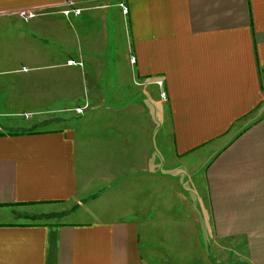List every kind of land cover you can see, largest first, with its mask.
Returning a JSON list of instances; mask_svg holds the SVG:
<instances>
[{
  "label": "crops",
  "instance_id": "obj_1",
  "mask_svg": "<svg viewBox=\"0 0 264 264\" xmlns=\"http://www.w3.org/2000/svg\"><path fill=\"white\" fill-rule=\"evenodd\" d=\"M0 264H264V0H0Z\"/></svg>",
  "mask_w": 264,
  "mask_h": 264
},
{
  "label": "rangeland",
  "instance_id": "obj_2",
  "mask_svg": "<svg viewBox=\"0 0 264 264\" xmlns=\"http://www.w3.org/2000/svg\"><path fill=\"white\" fill-rule=\"evenodd\" d=\"M66 9L73 10L70 8H66ZM84 27L89 28L90 30H93L96 27V25H95V22L92 21L90 23L85 24ZM66 36H69V35L66 33ZM69 38H70V36H69ZM43 45L48 46L47 43H44ZM44 53L47 54V61L45 60L46 62H41V63L37 64V65H39L38 67H41V68H38V69H35L34 71L33 70L31 71V74H30L31 79H48V81H50V79H63L64 86L62 87V89H60L58 85L53 87L54 90H55V88H58L56 90V92L53 91L54 92L53 95H55V93H56V96L60 95L59 91L61 90L63 100H64V104L66 103L67 108L72 106L73 103L74 104L75 103L81 104L83 102V95L82 94L79 95V93L83 92V89L85 88L84 83L86 82V79H88L90 77L88 75L82 74L81 72H87L88 69L86 67L78 68L76 66L67 67V66L62 65L63 61L67 57L65 52H61V53L57 52L56 53L53 51H46ZM55 54H56V56H55ZM43 60L44 59L41 58V61H43ZM94 70L95 69L92 67L91 72H93ZM100 70H101L102 76L105 77L109 73L110 67L102 68V69L100 68ZM155 85H156V83H155ZM147 91H149L147 93L148 100L145 99L146 98L145 95L140 96V99L142 97L144 98V99L142 98V106L144 109L145 108L150 109L151 107L158 109V112H157L158 113V120L157 121L153 120L154 123H156V124L158 123V124H157V127L153 126V128H155V129L150 128L148 126L149 129L144 130V134L150 136V134L152 132L153 140L156 143L158 142V140L161 142H163V141L168 142L170 139V132L168 131L167 126L165 124L166 123L165 100L162 99V97L158 93L157 97L159 100V105L155 104L157 102V101H155V93L151 90H147ZM73 93H76V96L79 95L77 98L75 97L78 100H75V98H73ZM53 95L48 98V104L50 106L59 102V100H58L59 97L54 98ZM71 96L73 99L72 100L68 99ZM71 115L72 114L70 111H64V112H62V114L60 116L67 117V119H71V118H73ZM41 117H43V116H41ZM73 119H74L73 122H76L77 120H79L78 118H73ZM18 120H20V118ZM93 120H94V118L92 119V121ZM149 120H151L150 116H149ZM156 124H154V125H156ZM128 136L131 137L132 135L128 134ZM167 192L168 191H167L166 186L159 185V194L160 195L158 198V203H160L161 199L164 200L168 197ZM142 198H143V202L145 201L147 206H149V207L154 206L156 204L155 203L156 199L154 197H152V199H150L146 196H143ZM147 230H149V226H147ZM175 230H177V228L172 229V231H175Z\"/></svg>",
  "mask_w": 264,
  "mask_h": 264
},
{
  "label": "built area",
  "instance_id": "obj_3",
  "mask_svg": "<svg viewBox=\"0 0 264 264\" xmlns=\"http://www.w3.org/2000/svg\"><path fill=\"white\" fill-rule=\"evenodd\" d=\"M122 8H123V10H125L124 7H122ZM70 13L73 14V15H78L79 11L75 10V9H73V10L64 9V10L61 11V14L63 16H65V17L68 16ZM17 14L23 21H28L32 17L35 16L34 12H32V11H18ZM69 63H71V61H69ZM156 85L160 86V82H156ZM160 96L162 97V99H164V94L163 93H160ZM84 108L85 107L75 109V113L76 114H81Z\"/></svg>",
  "mask_w": 264,
  "mask_h": 264
}]
</instances>
